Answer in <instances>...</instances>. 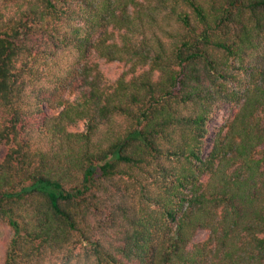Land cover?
<instances>
[{"label":"trees","instance_id":"16d2710c","mask_svg":"<svg viewBox=\"0 0 264 264\" xmlns=\"http://www.w3.org/2000/svg\"><path fill=\"white\" fill-rule=\"evenodd\" d=\"M2 151L0 264H264V0H0Z\"/></svg>","mask_w":264,"mask_h":264},{"label":"rangeland","instance_id":"374dc122","mask_svg":"<svg viewBox=\"0 0 264 264\" xmlns=\"http://www.w3.org/2000/svg\"><path fill=\"white\" fill-rule=\"evenodd\" d=\"M100 61L102 69L108 74L110 78H117L123 70V66L115 63V64H107L105 61ZM235 107L231 104L223 105L213 116L210 124H209V136L206 139V147H205V154H207L213 144V138L217 129L228 119L232 118L235 114ZM5 151L0 152V156L3 155ZM207 238V232L201 231L196 239L195 242L204 241Z\"/></svg>","mask_w":264,"mask_h":264}]
</instances>
